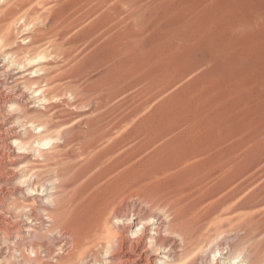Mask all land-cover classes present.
<instances>
[{
    "label": "rangeland",
    "instance_id": "rangeland-1",
    "mask_svg": "<svg viewBox=\"0 0 264 264\" xmlns=\"http://www.w3.org/2000/svg\"><path fill=\"white\" fill-rule=\"evenodd\" d=\"M0 9V19L14 12L0 45V91L16 106L0 104V130L20 139L37 124L45 136L63 133L42 160L33 145L4 150L0 215L10 248L20 249L4 250L3 264L66 263L74 252L63 244L65 223L100 201L112 254L115 238L135 241L136 213L166 222L188 207L203 247L181 264H230L236 253L264 264V0H3ZM38 53L41 64L23 68ZM41 183L56 202L32 195ZM42 207L61 214L56 227ZM39 242L52 253L40 248L36 262L30 248Z\"/></svg>",
    "mask_w": 264,
    "mask_h": 264
},
{
    "label": "bare ground",
    "instance_id": "bare-ground-1",
    "mask_svg": "<svg viewBox=\"0 0 264 264\" xmlns=\"http://www.w3.org/2000/svg\"><path fill=\"white\" fill-rule=\"evenodd\" d=\"M0 1H3V0H0ZM15 9V7H13ZM12 9V10H14ZM1 10V9H0ZM11 10V9H10ZM11 13V12H10ZM14 12H12L11 14H13ZM9 14V12H8ZM10 14V15H11ZM62 14V13H61ZM59 14V15H61ZM10 15H5V17L1 18L0 19V45L2 44V42L7 38H9L7 35V33L4 31V26H5V22L7 20V17H9ZM12 16V15H11ZM109 18V17H108ZM107 18V20H108ZM10 19V18H9ZM111 19V18H110ZM109 19V20H110ZM56 20V18L54 19ZM106 20V21H107ZM108 22V21H107ZM105 22H103L104 24ZM102 24V23H101ZM96 25H100V23H96ZM95 25V26H96ZM7 26V25H6ZM96 26V27H97ZM8 27V26H7ZM7 29V28H6ZM95 29V28H94ZM9 30V29H8ZM9 34V33H8ZM8 41V39H7ZM29 42V40H27ZM6 43V41H5ZM3 43V44H5ZM6 45V44H5ZM33 46V45H32ZM37 50V49H36ZM115 51V50H114ZM119 51V50H118ZM117 51V52H118ZM43 52V51H42ZM113 52V51H112ZM120 52V51H119ZM109 53V52H108ZM5 54V53H4ZM32 54V53H31ZM45 54V53H44ZM110 54H111V51H110ZM115 55V53H113ZM29 56V55H28ZM27 58H25V60H23L26 65L23 66V68H25L26 66H29V67H37L39 64H41L42 60L45 59V56L42 54V53H38L37 55H34V56H29ZM6 57V55H5ZM108 57V56H107ZM109 58V57H108ZM11 60V59H10ZM13 64V63H12ZM23 65V64H22ZM21 65V66H22ZM20 66V67H21ZM33 68H31V71H29L30 73L32 74H35L37 71L39 70H42V68H36V70H32ZM20 71V70H19ZM23 71V70H21ZM28 71V70H27ZM15 73H18V72H15ZM6 74V73H5ZM27 74V73H26ZM17 77V76H16ZM25 77V76H24ZM14 78V77H13ZM15 81V80H14ZM46 81V80H45ZM28 82V81H27ZM24 83V81H23ZM16 84V83H15ZM29 86L32 85V83L28 84ZM5 86V85H4ZM3 87L6 88V87ZM15 86V85H14ZM26 86V85H24ZM28 86V87H29ZM27 87V86H26ZM37 88V87H36ZM3 90L0 91V104H2L3 106L5 105V103H10V108L12 107V109L16 106H15V102L12 100H10L11 98H9L8 96H4L5 94L2 92ZM14 91V90H13ZM34 93H37L36 90H33ZM39 92V91H38ZM7 93V91H6ZM39 94V93H38ZM10 95V94H9ZM18 96V95H17ZM40 96V95H38ZM36 96V101L38 100H41V101H46L47 99L49 98H46V96L42 97L41 99H39L40 97ZM8 97V98H7ZM56 97V95H55ZM40 101V102H41ZM48 102V100H47ZM42 103V102H41ZM79 105V104H78ZM77 105V106H78ZM36 106V104H35ZM34 106V107H35ZM18 107V106H17ZM30 107V106H29ZM9 109V108H8ZM13 112V111H12ZM1 117V116H0ZM17 119V117L15 118ZM17 121V120H16ZM43 123V122H41ZM40 123V124H41ZM13 126V125H11ZM8 128V127H7ZM7 128L4 129L6 130L5 133H7ZM11 128V127H10ZM48 129V128H46ZM4 130H0V179H1V176L4 172V167L2 165V159H4L5 157L7 158V161L11 160V155H8V153H5L4 150L5 148H7V146L9 145H13L12 143L16 144V148L19 150H28L29 147H26L27 145L28 146H31V148L34 146L35 149V152H36V155L39 156V159L42 160L43 159V156H44V153L43 152L44 150H47V151H55V143H56V140H53L54 137L56 138H62L63 137V133L62 134H57L56 136L54 137H50V136H45L44 135V128L42 125H36L34 126V132L33 134H31L28 138H25V139H20L18 138V136H15V133L13 134L12 131H10L8 134H10L9 137H6L3 135V131ZM99 130V129H98ZM62 131V130H61ZM71 132V131H70ZM51 133V132H50ZM83 133V132H82ZM67 134V133H66ZM65 134V135H66ZM92 134V133H91ZM101 135V134H100ZM85 136V135H84ZM89 136V135H88ZM97 139V137H96ZM63 140V138H62ZM61 142H65V141H62ZM90 141H93V139H91ZM89 141V142H90ZM97 140H95L96 142ZM98 142V141H97ZM91 143V142H90ZM89 143V144H90ZM94 143V142H92ZM82 144V143H80ZM85 144V143H84ZM117 144V143H115ZM33 145V146H32ZM112 145V144H111ZM114 145V144H113ZM82 146V145H81ZM58 147V146H57ZM56 147V148H57ZM110 148L112 146H109ZM116 147V146H115ZM113 147V148H115ZM30 148V149H31ZM109 148V149H110ZM9 149V148H8ZM82 149V147L80 148ZM57 150V149H56ZM30 151V150H28ZM105 151V150H104ZM32 152V151H31ZM34 152V153H35ZM102 152V151H101ZM108 152V151H106ZM106 152H102V156L103 154H105ZM54 153V152H53ZM51 152V154H53ZM107 154V153H106ZM105 154V155H106ZM31 155V154H30ZM60 155V154H59ZM111 155V154H110ZM113 155V154H112ZM100 157V155H97L96 157ZM109 156V155H108ZM45 157V156H44ZM101 158V157H100ZM100 158H97V159H91L92 162L90 163L89 167H92L94 166L99 160H101ZM90 159V158H89ZM88 161L90 160H87V163ZM116 161V160H115ZM86 162V161H85ZM86 164V163H85ZM22 166V165H21ZM49 166V165H48ZM114 166V165H113ZM45 167V166H44ZM61 167V166H60ZM93 168V167H92ZM137 168V167H136ZM41 169V168H40ZM86 169V168H85ZM89 169V168H87ZM109 169V168H108ZM32 168L29 169V171H31ZM58 170V169H57ZM67 170V169H66ZM66 170H60L59 171V174H58V177H61L66 175L67 172ZM102 171V170H101ZM108 171V170H107ZM47 172V171H46ZM41 173V172H40ZM49 173V172H48ZM53 173H55L53 171ZM58 173V172H57ZM52 174V173H51ZM102 175V174H101ZM124 175V174H123ZM44 176V175H43ZM97 176V175H95ZM37 177V176H36ZM74 177V176H73ZM73 177H71V179H69V183L73 180ZM22 178V177H21ZM64 178V177H63ZM62 178V180H63ZM100 178V177H99ZM181 178V177H180ZM229 179V178H228ZM25 180V179H24ZM61 180V179H60ZM231 180V179H230ZM4 181H7V180H4ZM48 181V180H46ZM52 181V180H50ZM48 181V182H50ZM61 182V181H60ZM2 183V182H1ZM5 183V182H4ZM54 183V182H53ZM45 184V183H44ZM43 183L40 184V186H38V188H42L41 190H36L37 192H33L32 195H39V198L40 200L44 201L45 204H52L54 202H56L52 196L54 195L52 192H47V190H51L52 186H46L44 185ZM4 186V185H3ZM115 187V186H114ZM28 190H31L33 191L34 188L33 186H28ZM54 188V187H53ZM52 188V189H53ZM86 188V187H85ZM117 188V187H116ZM115 188V189H116ZM37 189V188H36ZM114 189V190H115ZM121 189V188H120ZM84 189H82L83 191ZM107 190V189H106ZM105 193V192H104ZM108 193V192H107ZM109 194V193H108ZM107 194V195H108ZM4 190L2 188V186H0V201H2L4 198ZM103 195V194H102ZM229 196V195H228ZM102 197V196H101ZM107 197V196H106ZM59 198V197H58ZM57 198V199H58ZM103 198V197H102ZM105 198V197H104ZM227 198V197H226ZM106 200V199H105ZM108 200V199H107ZM129 200V199H128ZM228 200V199H227ZM37 201V200H36ZM40 201V202H41ZM58 201V200H57ZM91 201V200H90ZM41 203V204H42ZM43 203V204H44ZM218 203V202H217ZM42 204V205H43ZM57 204V203H55ZM96 204V205H94ZM94 204H86L84 205V208L82 209V211L76 216H73V218H75V220L73 221H66L67 223H65V227H63V236L65 235L67 237L66 241H64V245L65 246V249H68V247H70L74 254H72V257L69 261H67L66 263H58V264H86L84 261H83V258L82 256L84 255L85 257H90V260L91 263L90 264H157V262H159L158 258H157V255L160 254V253H163V256H161L164 260L162 262H160L159 264H181V262L184 260V259H187V257L189 255H191V253H194L195 251L199 250L200 248L203 247V242L200 241L198 238H196V235L199 231V228L198 227H190L188 226L187 224V219H186V215L188 213V210L189 208H183V212L182 214L179 216V217H176L175 219L173 218H170V219H173V220H166L163 221L160 219V215H158V213H156L157 215H151V216H147V217H144L142 215H138L137 216V213H136V221L135 222H132L130 219H129V223L131 225H135L137 226V230L133 231L132 234L134 235L133 237H135V241H129V240H126L124 237H118V238H115L114 239V249L116 251V254H112L110 253L111 251L109 246H110V236L112 234V231L108 228V224L109 221L108 219L106 218H103V211L105 210L107 204L104 202V201H100L99 203L95 202ZM219 204V203H218ZM47 205V206H48ZM148 206V205H147ZM44 210L43 212L46 213V216L48 218V222L49 224L47 226L53 228V227H56V223L62 219L61 217V214H57V213H54V210L51 211L49 210V208L47 207H42ZM155 208V207H154ZM27 209V208H26ZM56 209V208H55ZM39 210V209H38ZM42 211V210H41ZM115 211V210H114ZM158 211V210H157ZM156 211V212H157ZM164 211V210H163ZM115 214V213H114ZM113 214V215H114ZM139 214V213H138ZM147 215V214H146ZM149 215V214H148ZM31 217V215H30ZM112 217H115L117 218V216H112ZM111 217V218H112ZM175 217V216H174ZM29 219V217L27 218ZM36 219V218H35ZM163 219V218H162ZM4 217L2 218L1 215H0V234H1V239L2 241L0 242V264H3V261H4V256H7L5 255L7 253L4 252V250H7L10 248V245L8 244V242L6 241V237L9 233V230L5 227H3L2 225V222L4 221ZM30 220V219H29ZM32 220V219H31ZM70 220H71V217H70ZM12 221V220H11ZM113 221V220H112ZM118 222V221H117ZM28 223V221H27ZM128 223V224H129ZM213 223V222H212ZM215 223V222H214ZM111 224V223H110ZM119 224V223H118ZM129 224V225H130ZM212 225V224H211ZM60 226V225H59ZM58 227V226H57ZM62 227L61 230H62ZM210 227V225H209ZM29 228V227H28ZM48 228V227H47ZM59 228V227H58ZM58 228H54V229H57ZM50 229V228H48ZM53 229V230H54ZM206 229V228H205ZM204 229V231H205ZM40 230V229H39ZM59 229L58 232L61 231ZM36 232V230H34ZM56 231V230H55ZM216 232H219L220 229H217L215 230ZM34 232V233H35ZM50 233L51 230H49ZM32 233V232H31ZM38 233V230L37 232ZM55 233V232H54ZM173 233H177V237L178 235H180L181 237L179 238V244L178 242L176 241V239L173 238V236H171V234ZM40 234V233H39ZM44 234V233H43ZM165 234V235H164ZM204 234V233H203ZM36 236V234H33ZM41 235V234H40ZM6 236V237H5ZM126 236V235H125ZM204 236V235H203ZM39 237V235H38ZM42 239V238H41ZM64 240V239H63ZM103 240H108V243H104ZM20 242V241H19ZM31 243V242H30ZM217 243V242H216ZM27 244V243H26ZM32 244V243H31ZM62 245V244H61ZM68 245V246H67ZM107 245V246H106ZM189 245V249L188 248H185L186 246ZM218 245V244H216ZM26 246V245H25ZM31 246V245H30ZM88 246V247H86ZM112 246V245H111ZM227 246V245H226ZM29 247V246H28ZM216 247V246H215ZM228 249L226 252H224L225 254L228 255V253H230L231 251V247L230 245L227 246ZM11 248H13L14 250H17L19 251L20 247H18V245L14 244L13 247L11 246ZM10 248V249H11ZM40 248H42L43 252L46 253V257H49L52 253L51 249L46 246L45 244H43V242H39V243H35L30 249L34 255V258L33 259L34 261H38V252L40 250ZM109 248V250H108ZM217 249L215 250V252H212L213 253V257L215 258L216 255L218 254H222V252H220V249L219 247H216ZM12 249V251H13ZM105 249V250H104ZM67 251V250H66ZM105 251V252H104ZM114 251V250H112ZM248 251H249V248H248ZM211 252V251H209ZM247 252V251H246ZM251 252V251H250ZM5 253V254H3ZM62 253V252H61ZM100 253H104L105 255L104 256H99ZM199 253V251H198ZM245 253V252H244ZM243 253V254H244ZM257 254V253H256ZM198 255V254H197ZM246 256V255H245ZM245 256H241V254H234L233 256L231 257H228L229 258V262L230 264H256V261L255 262H252V261H249L246 259ZM253 257V253L252 255H250ZM220 257V256H219ZM7 258V257H6ZM11 258V257H9ZM70 258V257H69ZM100 258H103L104 260H101ZM196 258V257H195ZM213 258V259H214ZM226 258V259H227ZM85 259V258H84ZM251 259V258H250ZM264 259V258H263ZM9 260V259H8ZM47 260V259H46ZM195 260V259H194ZM190 261L188 263H185V264H195L196 263V260L194 261ZM185 261V260H184ZM189 261V260H187ZM186 261V262H187ZM217 261V260H216ZM29 262V261H28ZM264 262V261H263ZM262 263V262H260ZM28 264V263H27ZM41 264H49V262H42ZM215 264H218V262H216Z\"/></svg>",
    "mask_w": 264,
    "mask_h": 264
}]
</instances>
